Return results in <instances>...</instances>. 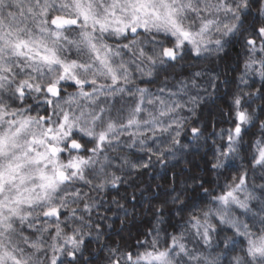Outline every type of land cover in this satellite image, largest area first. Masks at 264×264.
<instances>
[{
    "label": "snow or ice",
    "instance_id": "6c2138e0",
    "mask_svg": "<svg viewBox=\"0 0 264 264\" xmlns=\"http://www.w3.org/2000/svg\"><path fill=\"white\" fill-rule=\"evenodd\" d=\"M0 264H264V0H0Z\"/></svg>",
    "mask_w": 264,
    "mask_h": 264
},
{
    "label": "trees",
    "instance_id": "16d2710c",
    "mask_svg": "<svg viewBox=\"0 0 264 264\" xmlns=\"http://www.w3.org/2000/svg\"><path fill=\"white\" fill-rule=\"evenodd\" d=\"M235 51L236 50H233L232 52L229 53V55L232 57L233 61L235 60ZM221 70L223 71V66L222 65H221ZM177 71H179V69H177ZM230 75H231V73H230ZM223 89H224V85L222 84L221 85V91H223ZM185 142H187V140H185ZM200 163H201V161L198 158L194 159V164H200ZM170 176H171V173H169V177ZM145 179L148 182L154 181L155 183H159L162 186H164V184H165V182L163 180L159 179L158 177H145ZM129 192H131V189H129ZM137 196L139 198V193H137ZM145 196H147V193L145 194ZM121 202L123 203V201H121ZM136 206H137L138 209H141V211H143L141 203L138 202ZM108 215L112 218L113 221H115L116 228H118L119 227V219L116 216H113L112 213H109ZM139 222H140V217H137L136 218V223H139ZM116 228L109 230V243L110 244H114V243H131L132 242V241H129V239H128V233H129V231H131L133 234L135 233L134 224L126 225L125 230L123 232H119V233L116 231ZM90 250L94 254L96 253V250H97V243L96 242H92L90 244ZM85 255H88V253H86ZM102 258L103 257L101 255V259Z\"/></svg>",
    "mask_w": 264,
    "mask_h": 264
}]
</instances>
